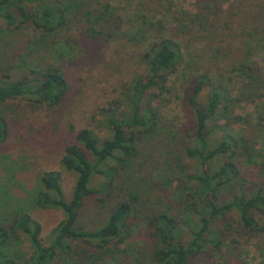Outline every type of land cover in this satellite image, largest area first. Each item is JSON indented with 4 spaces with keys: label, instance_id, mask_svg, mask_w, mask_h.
I'll use <instances>...</instances> for the list:
<instances>
[{
    "label": "rangeland",
    "instance_id": "obj_1",
    "mask_svg": "<svg viewBox=\"0 0 264 264\" xmlns=\"http://www.w3.org/2000/svg\"><path fill=\"white\" fill-rule=\"evenodd\" d=\"M86 2L93 5L108 2L116 9L120 19L118 37L92 38L78 22H71L56 39L62 46L56 43L46 48L33 26L9 30L0 21V77L10 73L16 79L30 69L55 64L64 72L69 86L63 101L54 108L32 107L27 100L5 106L9 135L0 144V220L11 222L20 211L29 214L41 226V243L49 245L51 231L64 215L59 209H43L34 204L41 175L58 173L60 187L65 197H70L76 177L60 164L65 147L74 142L81 128L91 129L101 139L107 136L101 109L112 106V102L116 106L126 85L133 78L145 75L140 56L150 44L160 38H170L178 44L182 61L168 77L167 92L153 102L160 115L154 132L141 134L138 156L126 169L125 185L133 188L140 200L128 220L123 243L116 247L113 258H104L111 264H154L151 258L154 240L148 229L150 215L166 212L181 217L191 229L197 226L192 210H198L200 205L184 183L186 175L196 170L194 162L184 155L185 148L193 144L190 136L194 131L185 91L207 69L214 74L215 83H221L233 100L230 115L247 120V123L231 124L229 130L244 134L254 142L256 156L253 161H243L242 171L250 173L252 179L264 186V171L259 167L264 160V31L257 37L250 36L254 26L264 27V17L260 15L264 0ZM145 22L155 23L156 27L148 31ZM159 22L162 30H158ZM64 39L69 44H64ZM244 43L245 48L241 50ZM248 45L252 47L251 59L260 75L257 83L250 86L256 95L251 101H236L247 80L241 71L232 67L244 59ZM217 123L223 125L224 121L218 119ZM102 180L95 175L90 186L98 187ZM254 216L259 233L250 239L239 235V219L235 214L226 215L230 227L225 237L220 235L223 223L213 224L214 234L221 239L220 248L214 250L207 246L191 264H264V216L258 213ZM106 217L107 209L91 198L85 202L77 226L93 229ZM180 228L182 238L187 240L190 235L187 228ZM8 249L7 255H14L17 261H28L33 253L28 238L22 233ZM80 249L92 251L82 244ZM46 264L89 262L75 252L69 255L58 252Z\"/></svg>",
    "mask_w": 264,
    "mask_h": 264
},
{
    "label": "trees",
    "instance_id": "obj_2",
    "mask_svg": "<svg viewBox=\"0 0 264 264\" xmlns=\"http://www.w3.org/2000/svg\"><path fill=\"white\" fill-rule=\"evenodd\" d=\"M260 13L264 17V9ZM0 21L9 30L22 25L33 26L46 48L58 43L56 39L71 22H78L92 38L118 37L116 30L120 26L116 9L110 3L93 5L86 0H0ZM144 24L149 27L148 31L156 27L155 23ZM162 29L159 22L158 30ZM261 31L264 27L257 25L249 33L251 37H257ZM64 41L69 44L67 39ZM57 45L62 46L60 41ZM251 48L248 45L244 59L237 67H232V70L241 71L247 80L236 101H251L256 95L250 86L257 83L260 75L251 59ZM140 59L145 75L133 78L126 85L116 106L112 102V106L100 111L105 117L107 136L101 139L91 129L81 128L76 132L74 142L65 147L60 164L76 177L70 197H65L58 173H43L38 181L34 204L43 209H59L64 215L52 229L49 245L41 243L40 224L29 214L16 212L11 222L0 220V264H46L58 252L68 255L75 252L78 257L81 254L89 264H111L104 258H113L116 247L123 243L128 220L140 200L134 189L125 185L126 169L138 156L141 134L154 132L160 120L159 109L153 102L167 92L168 77L180 65L182 56L173 39L160 38L150 44ZM208 71L195 78L185 91L194 131L190 136L193 146L186 147L184 155L194 162L196 170L186 175L184 183L200 205L198 210H192L197 226L191 229L181 217L166 212L150 215L148 229L154 240L151 257L154 264H191L207 246L218 250L221 239L214 234L212 225L221 221L224 229L220 235L225 237L230 227L228 213L237 215L239 235L248 239L259 233L254 214L264 216V186L252 179L250 173L242 171L243 161H253L256 156L254 142L244 134L229 130L231 124L247 123V120L230 115L233 100ZM68 89L64 72L55 64L30 69L16 79L10 73L0 77V144L9 135V122L4 111L7 103L27 100L32 107L54 108L63 101ZM218 119L224 124H218ZM259 167L264 171V160ZM95 175L103 180L98 187H91ZM91 198L107 209V217L100 226L84 229L77 226V221L85 202ZM181 226L190 234L187 240L182 238ZM19 233L26 235L33 249L28 261H17L14 255H7L8 247L17 243ZM72 244H75L74 248ZM81 244L92 251H78Z\"/></svg>",
    "mask_w": 264,
    "mask_h": 264
}]
</instances>
